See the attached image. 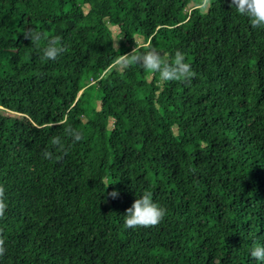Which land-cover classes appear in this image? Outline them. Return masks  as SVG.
I'll return each mask as SVG.
<instances>
[{"label":"trees","instance_id":"trees-1","mask_svg":"<svg viewBox=\"0 0 264 264\" xmlns=\"http://www.w3.org/2000/svg\"><path fill=\"white\" fill-rule=\"evenodd\" d=\"M229 2L0 0V264H264V28ZM29 26L67 50L44 59ZM135 43L195 77L122 69ZM145 192L164 218L125 228Z\"/></svg>","mask_w":264,"mask_h":264},{"label":"clouds","instance_id":"clouds-1","mask_svg":"<svg viewBox=\"0 0 264 264\" xmlns=\"http://www.w3.org/2000/svg\"><path fill=\"white\" fill-rule=\"evenodd\" d=\"M202 7L210 8L211 0H202ZM229 7L234 8L236 12L249 19L252 28H264V0H230ZM25 40H29L31 45L39 46L42 40H46V45L42 49L43 58L46 60H56L67 49L60 46V37H45L40 31L34 27H26L23 33ZM118 50V46H117ZM116 63L122 68L127 69L132 65H138L152 73H159L163 81H180L190 84L196 73L192 71L189 63L185 62V56L180 51L175 53L174 59H166L156 47L143 43L132 48L131 52L120 54ZM66 124V120L54 122L50 126H62ZM65 134L71 139V144L65 145L61 137L56 136L51 139V144L56 150L63 155H67L72 144L79 142L83 137L79 130L68 125L65 127ZM43 158L52 159L53 153L45 149L42 153ZM61 157L57 156L59 160ZM6 189L0 185V218H3L8 207L6 204ZM107 196L115 199L118 196L117 191L107 193ZM166 214V210L153 202L152 193L145 192L141 197L135 199L132 206L126 209L124 227H152L158 225ZM6 239L0 233V256L6 252ZM250 255L255 260L264 262V245H254ZM217 264L219 262L217 261Z\"/></svg>","mask_w":264,"mask_h":264},{"label":"rangeland","instance_id":"rangeland-1","mask_svg":"<svg viewBox=\"0 0 264 264\" xmlns=\"http://www.w3.org/2000/svg\"><path fill=\"white\" fill-rule=\"evenodd\" d=\"M112 31V33H111ZM113 33L116 34L117 33V29L116 28H113L112 30L108 29L106 34H105V41L107 43H111L112 42V39H113ZM118 37V36H117ZM116 37V38H117ZM0 113L2 114H6V115H16L15 113L9 111V110H6V109H3L2 107H0Z\"/></svg>","mask_w":264,"mask_h":264}]
</instances>
